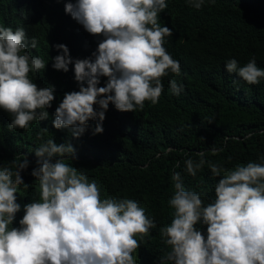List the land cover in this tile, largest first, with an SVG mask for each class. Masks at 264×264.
Instances as JSON below:
<instances>
[{"label":"clouds","instance_id":"obj_1","mask_svg":"<svg viewBox=\"0 0 264 264\" xmlns=\"http://www.w3.org/2000/svg\"><path fill=\"white\" fill-rule=\"evenodd\" d=\"M56 1L61 15L65 11L103 39L85 59L73 60L64 44L54 46L60 53L52 58V67L67 72L72 64L79 90L64 93L53 127L70 128L79 137L88 121L98 118L93 134L102 133L100 122L110 102L119 111L132 112L142 110L146 101L155 105L164 90L162 78L181 74L180 62L164 46L172 29L159 22L166 0ZM43 2L0 0V17L14 21L0 23V108L12 116L9 129L27 130L31 122L47 119L46 109L55 98L53 87H38L30 77L46 66L28 50L37 44L29 18ZM205 2L186 0L197 10ZM224 67L249 85L264 79V68L255 58L243 66L230 58ZM101 77L107 78L104 86H98ZM169 88L176 96L184 90L175 79L169 80ZM34 154L30 174L39 182V195L23 205L18 226H13L21 210L17 193L21 185L29 187L21 173L30 161L21 156L0 165V264H140L137 250L157 227L145 209L134 199L101 198L97 183L66 162L76 158L71 143L47 139ZM196 155L198 160L184 161L185 170L195 177L207 164L219 178L214 199L205 203L201 193L187 189L181 172L175 171L179 163L174 166V193L168 201L174 212L171 222L159 229L171 250L160 264H264V163L250 161L230 170L206 161L204 152Z\"/></svg>","mask_w":264,"mask_h":264},{"label":"trees","instance_id":"obj_2","mask_svg":"<svg viewBox=\"0 0 264 264\" xmlns=\"http://www.w3.org/2000/svg\"><path fill=\"white\" fill-rule=\"evenodd\" d=\"M166 2L159 22L172 29L164 46L180 62L181 74L162 78L164 90L155 105L146 101L142 110L132 112L119 111L110 102L100 122L103 132L93 134L98 118L92 119L79 137H73L70 128L52 125L64 93L79 90L72 64L67 72L52 67V58L60 53L54 46L66 45L73 60L91 58L103 37L88 33L65 11L61 15L56 0H44L29 18L37 44L28 50L46 62L44 70L30 77L38 87H53L55 98L46 109L48 118L31 122L27 130L9 129L12 116L0 108V165L21 156L30 161L21 173L29 187L18 189L21 210L13 226L23 216V205L38 198L39 182L30 173L37 159L34 149L47 139L72 144L76 158L66 162L97 183L101 198L134 199L155 220L157 227L137 250L140 264H160L171 250L159 229L171 222L174 212L168 201L174 193L171 175L177 163L175 171L181 172L185 187L201 193L205 203L214 199L219 178L211 175L207 164L195 177L188 175L187 158L198 160L196 154L204 152L206 161L230 170L250 161L264 163V79L249 85L224 67L230 58L241 66L255 58L257 66L264 68V0H206L199 10L186 0ZM0 23L14 21L2 16ZM106 79L101 77L98 86H104ZM170 79L183 84L179 96L171 93ZM94 108L99 110V105ZM169 148L172 151L165 155ZM197 227L206 231L204 225Z\"/></svg>","mask_w":264,"mask_h":264}]
</instances>
